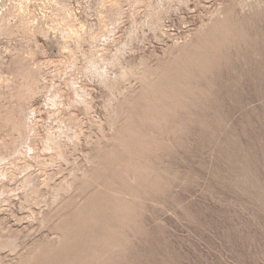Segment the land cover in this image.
Returning a JSON list of instances; mask_svg holds the SVG:
<instances>
[{
	"label": "rangeland",
	"instance_id": "rangeland-1",
	"mask_svg": "<svg viewBox=\"0 0 264 264\" xmlns=\"http://www.w3.org/2000/svg\"><path fill=\"white\" fill-rule=\"evenodd\" d=\"M62 3L0 0V264H264V0Z\"/></svg>",
	"mask_w": 264,
	"mask_h": 264
},
{
	"label": "bare ground",
	"instance_id": "bare-ground-1",
	"mask_svg": "<svg viewBox=\"0 0 264 264\" xmlns=\"http://www.w3.org/2000/svg\"><path fill=\"white\" fill-rule=\"evenodd\" d=\"M52 1L57 4L59 6V8L64 12V14L66 15L64 18V25L67 27V30H69V32L71 33H76L78 32V30L76 29L77 27H80L81 30H85V25L83 23H78V25H74L73 21L74 18H76L77 16L73 13L72 9H70L66 4H63L60 6L59 4V0H49ZM110 3L114 2V0H109ZM23 9H25V7H22ZM26 12H28V9H25ZM59 29V27H57Z\"/></svg>",
	"mask_w": 264,
	"mask_h": 264
}]
</instances>
